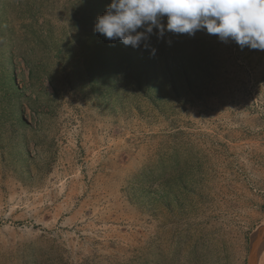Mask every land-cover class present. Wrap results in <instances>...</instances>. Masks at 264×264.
<instances>
[{
  "label": "rangeland",
  "instance_id": "374dc122",
  "mask_svg": "<svg viewBox=\"0 0 264 264\" xmlns=\"http://www.w3.org/2000/svg\"><path fill=\"white\" fill-rule=\"evenodd\" d=\"M110 3L0 0V264H252L264 50L134 48L95 31Z\"/></svg>",
  "mask_w": 264,
  "mask_h": 264
},
{
  "label": "clouds",
  "instance_id": "9594fccd",
  "mask_svg": "<svg viewBox=\"0 0 264 264\" xmlns=\"http://www.w3.org/2000/svg\"><path fill=\"white\" fill-rule=\"evenodd\" d=\"M154 29L158 39L165 29L188 35L206 30L241 48L264 50V0H111L95 24L96 32L134 48H148Z\"/></svg>",
  "mask_w": 264,
  "mask_h": 264
},
{
  "label": "bare ground",
  "instance_id": "6f19581e",
  "mask_svg": "<svg viewBox=\"0 0 264 264\" xmlns=\"http://www.w3.org/2000/svg\"><path fill=\"white\" fill-rule=\"evenodd\" d=\"M252 264H264V231L257 232L251 242ZM251 264V263H250Z\"/></svg>",
  "mask_w": 264,
  "mask_h": 264
}]
</instances>
